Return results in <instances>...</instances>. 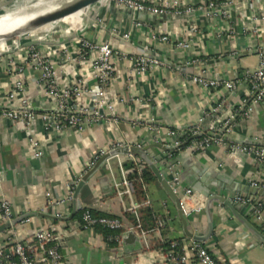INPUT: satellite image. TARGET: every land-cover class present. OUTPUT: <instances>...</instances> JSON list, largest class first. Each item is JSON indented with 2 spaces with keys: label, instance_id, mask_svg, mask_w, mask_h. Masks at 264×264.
<instances>
[{
  "label": "crops",
  "instance_id": "0c3cea01",
  "mask_svg": "<svg viewBox=\"0 0 264 264\" xmlns=\"http://www.w3.org/2000/svg\"><path fill=\"white\" fill-rule=\"evenodd\" d=\"M140 1L168 5L169 9L159 16L135 14L136 22L141 23L137 27L133 15L118 7L114 0L101 1L62 24L0 43V201L9 200L14 213L11 223L0 222V249L9 244L10 236L22 242L48 231L54 236L51 245L58 248L62 264H170L159 245L176 240L181 241L183 249H189L193 242L203 244L219 264H264V244L228 205L212 206V235L209 240L198 242L195 237L207 234L209 229L204 196L198 194L199 201L191 203L192 211L183 210L181 218L155 175L143 204L136 200L135 190L128 194L122 184L123 171L127 178L132 173L124 167L127 162H135L141 170L148 167L141 156L146 153L153 156L167 181L172 176L168 172L169 162L182 175L183 164L194 162L236 186L250 182L264 188V165L242 150L245 145L257 146L249 144L250 141H259L261 146L257 147L264 146V100L257 105L251 101L244 104L246 99L250 100L247 73L257 69L264 53V0H237L229 9L215 10L207 9L209 0ZM127 32H131L128 40L123 38ZM164 36L169 39L163 41ZM82 38L110 42L114 47V73L107 92L115 112L111 115L107 110L101 111V119L89 123L83 132H47L40 117L31 131L22 122L4 119L3 111L20 108L24 99L15 90L18 80L25 83L38 115L54 111L53 102L40 82L41 72L36 63L29 61L33 50L41 51L51 61L62 87H71L74 79L79 78L84 89L95 91L97 83L92 67L81 62L79 56ZM181 41L188 42L189 47L178 48L176 45ZM145 54L156 56L161 65L145 74H136L134 59ZM85 56L88 61V54ZM199 76L222 83L239 82L234 91L223 86L206 88L193 81ZM78 101L85 107L92 105L86 92ZM217 105H221V117L235 116L232 130L217 135L223 141L199 150L195 143L199 139L192 136L187 145V141L181 142L176 156L175 152L153 146H173L171 130L180 137L195 126L207 132L210 119L206 113ZM34 133L40 143L39 157L32 145ZM117 144L129 146L130 154L113 156L101 164L81 190L78 197L81 206L75 210V191L100 161L101 158L95 161V157L101 150ZM182 182L184 188H190ZM116 185H121L120 190L125 193L119 195ZM211 188L213 192L217 190L215 186ZM228 188L229 184L223 183L221 194L242 210L237 211L241 217L264 234V221L258 219L252 207L246 209L233 200L237 195L249 197ZM250 199L261 204L264 219V198ZM51 201L62 203L52 208ZM135 203L143 209H152L165 223L159 232L152 231L147 241L130 229L137 225L131 220L136 218L131 212ZM85 209L101 217L123 220L126 228L118 233L121 241H114L111 247L101 228L83 229ZM25 219L30 222L22 224ZM128 232H133L138 241L124 244L123 235ZM190 258L192 264H197L193 255Z\"/></svg>",
  "mask_w": 264,
  "mask_h": 264
},
{
  "label": "built area",
  "instance_id": "2783aa9c",
  "mask_svg": "<svg viewBox=\"0 0 264 264\" xmlns=\"http://www.w3.org/2000/svg\"><path fill=\"white\" fill-rule=\"evenodd\" d=\"M118 7L131 13L135 26L140 27L141 23L136 22L135 14H149V15H164L168 12V5H148L140 0H114ZM237 0H209L207 9L215 10L219 8L229 9L234 5ZM131 32H127L123 35L124 39H130ZM169 38L162 37L163 41H167ZM178 48L186 49L189 47V43L181 41L176 45ZM88 54L89 60L86 61L85 54ZM79 56L83 61L88 62L94 72V78L97 83L95 91L84 89L82 79H74L71 87H62L56 78L55 70L50 60L43 56V53L39 50H33L29 54V61L36 63V68L41 72L40 82L45 87L46 96L52 100L54 105V111L51 113H45L38 115L34 111V106L31 98L29 97L27 87L24 82L18 80L15 84L16 92H21L24 95L21 107L18 109H11L3 111L2 117L6 120L13 122H22L25 128L31 131L34 122L37 118H41L44 122V127L47 132H68L76 131L83 132L84 128L91 122L96 123L101 119V111L107 110L111 115L115 112L114 105L110 100L107 87L113 78L114 67L112 60L114 58V47L110 42H97L91 41L87 38L79 40ZM198 61H194V64ZM161 65V62L156 56L141 55L134 59V72L136 74H145L152 68ZM249 79V92L248 99L244 101V104H248L251 101L252 105H257L264 100V53L260 56V63L257 69L251 73H247ZM193 81L206 88H219L225 87L230 91H234L238 82L227 81L222 83L218 79H207L203 76L194 77ZM90 94L92 98L91 107H85L79 105V99L83 93ZM221 105L211 107L206 116L210 119L209 130L205 133L201 131L199 127H193L190 131L192 136L202 134V137L196 143V148L199 150H205L213 143L223 141L222 136H217L224 132H230L234 127L235 116L221 117L220 111ZM171 137H173V146L179 148L181 142L178 140V133L174 130L170 131ZM34 133V139L32 145L36 150V156H41L40 143ZM123 145L117 144L111 148L101 150L95 157L97 159L107 155L110 151L120 148ZM243 151L249 152L254 155L259 162L264 165V148L257 146H247L242 148ZM172 159V158H169ZM94 162L90 166H93ZM168 172L172 176L168 178L173 192L180 196L181 207L186 213L192 211L191 203L196 199L199 201V195L196 194L191 188H184L182 182V174L176 171V165L173 162H169ZM123 186L125 192L128 194L134 193V186L131 181L125 176L123 171ZM121 185H116L119 195L125 193L120 190ZM254 186H258L254 184ZM74 188L70 192V199L73 196ZM234 202L237 204L250 205L258 219L264 221L262 217L261 204L258 201H253L250 198L242 196H235ZM62 202L51 201L50 205H60ZM150 202H146V205ZM141 204L135 203L131 209L132 214L137 219V225L130 227L131 230L136 231L142 239L147 241L148 235L153 232H159L164 228L165 223L162 219H159L156 229L146 231L143 229L142 224L139 221V209ZM14 218L12 210V204L9 200L0 201V222L11 223ZM29 219L22 221V224L29 223ZM264 224V223H263ZM82 227L85 230L94 231L97 228L106 229L111 232H120L125 230L126 226L123 220L110 217H95L90 210H85L82 213ZM264 232V226H263ZM54 240V236L51 232L44 231L36 233L33 237L25 241H17L13 236L8 238L7 246L0 249V264H62V256L58 251V248L51 245ZM112 240L120 242V236H112ZM148 245V243H146ZM180 244L174 241L171 246V250L166 252L167 259L170 264H192V258L190 254L194 256L197 264H219L213 253L205 247L203 244L193 242L189 249L181 248Z\"/></svg>",
  "mask_w": 264,
  "mask_h": 264
},
{
  "label": "water",
  "instance_id": "95a60500",
  "mask_svg": "<svg viewBox=\"0 0 264 264\" xmlns=\"http://www.w3.org/2000/svg\"><path fill=\"white\" fill-rule=\"evenodd\" d=\"M16 0H2L0 5L2 3H12ZM103 0H79L67 7H64L58 11L52 12V13H47V14H43L40 15L38 17H35L33 19H30L27 23H25L23 25L22 28L15 30L14 32H12L11 34L4 36L3 37V41L5 42L7 40H12L14 38H21L23 36L29 35L30 33L45 27V26H51L54 24H58V22H61L65 19H69L72 16L76 15L77 13L86 11L91 8L92 6L98 4L99 2H101ZM1 8V6H0ZM35 43H32V45H34ZM103 113V111H102ZM202 137V134L199 135H195L193 136L192 139H200ZM190 141H187L185 143V145H187ZM249 144L252 145H257V146H261V143L259 141H250ZM154 147H158V148H163L169 152H176L178 149L176 147L173 146H162L159 144H155L153 145ZM264 147V146H263ZM129 155L130 154V147L126 146V147H120L117 149H114L113 151H110L107 155L101 157L100 161L97 163V165L94 167V169H92L90 172H88L82 179V181L79 183V185L77 186V189L75 191L74 194V199L76 200V208L75 210L78 208H80L81 206V202L78 200L79 194L81 192V190L83 189V187L86 185V183L88 182V180L90 179V177L93 175V173L101 166V164H103L104 162H106L108 159H110L113 156H118V155ZM142 158L144 159V161L146 162V164L148 165V167L151 169V171L153 172V174L155 175L156 179L158 180V182L161 184L162 188L164 189L165 193L167 194V196L174 202V204L176 205V207L178 208L181 218H183V209L181 207V200H180V196L175 194L170 186V184L168 183L165 173L162 170L161 167L157 166L154 161H153V156H148L146 153H143ZM157 161H160V158L156 159ZM185 172L182 175V180L184 181L185 184H187L188 187H190L196 194L202 195L206 198L207 202H206V212L209 215V229H208V233L205 235H200L195 237V240L198 242H205L207 240H209V238L212 235L213 232V221L211 218L212 215V206L217 203L220 205H228L229 207L232 208V211L234 212L235 216H237L239 218V220L241 221V223H243L246 228L252 232V234L262 243L264 244V234L262 232H260L256 227H254L251 223H249L246 219H244L243 217H241L237 211H242L239 210L240 208L238 206H235L232 202L227 201V199L221 194V190L223 187V183H228L229 184V191L232 192H241L244 196L246 197H262L264 198V188L259 187V186H253L252 183L247 182L244 185H238L236 186L235 184H233L232 182H230V180L228 179V181L226 182L222 176L217 175L214 176L210 173V171L206 170V169H202L200 166L201 165H197V163L191 162L189 164L185 163L183 164ZM215 186L217 188L216 191H212V188ZM245 208H249L251 207L250 205H244ZM74 215V214H73ZM73 215L70 217L72 218ZM138 241L137 236L133 233V232H128L125 233L123 235V243L126 244L127 242H131V241Z\"/></svg>",
  "mask_w": 264,
  "mask_h": 264
},
{
  "label": "trees",
  "instance_id": "16d2710c",
  "mask_svg": "<svg viewBox=\"0 0 264 264\" xmlns=\"http://www.w3.org/2000/svg\"><path fill=\"white\" fill-rule=\"evenodd\" d=\"M191 130H188L184 136L180 137L178 136V140L182 143L185 141H188L192 138V134L190 132ZM201 139V138H200ZM199 139V140H200ZM183 147H181L182 149ZM177 152L173 153V156H176ZM124 167L128 169L129 171H132L128 175V179L133 183L134 190H135V198L136 200L143 204L148 199V186L155 180L154 174L151 172V170L147 167L144 170H141L139 166L135 162H127ZM86 210V209H85ZM84 210V211H85ZM90 212L95 217H101L100 214L93 212L90 210ZM139 221L142 224L143 228L145 230H153L158 225V217L155 215L152 209L150 208H140L139 212ZM128 216L131 218V216L128 214ZM132 221L136 222V218H131ZM101 233L104 235L105 240L108 242L109 246L114 245V241L112 240V236L117 235L119 232H111L106 229H100ZM179 244H181L180 240H176ZM174 241H166L159 245L162 249H164L165 252H168L171 250L172 243ZM181 247L177 249V251H180Z\"/></svg>",
  "mask_w": 264,
  "mask_h": 264
},
{
  "label": "bare ground",
  "instance_id": "6f19581e",
  "mask_svg": "<svg viewBox=\"0 0 264 264\" xmlns=\"http://www.w3.org/2000/svg\"><path fill=\"white\" fill-rule=\"evenodd\" d=\"M77 1L79 0H37L28 5L26 0H23V3L18 1L19 5L16 2L12 7L14 9L7 8L10 3H2L0 6L4 8V12L0 13V41L4 36L22 28L30 19L58 11Z\"/></svg>",
  "mask_w": 264,
  "mask_h": 264
},
{
  "label": "rangeland",
  "instance_id": "374dc122",
  "mask_svg": "<svg viewBox=\"0 0 264 264\" xmlns=\"http://www.w3.org/2000/svg\"><path fill=\"white\" fill-rule=\"evenodd\" d=\"M22 2L23 3V0H16V1H14L13 3H11V5H8L7 6V8H11V9H14V8H12L13 7V5H15V3L16 2ZM37 0H26V4H31V2L32 3H34V2H36ZM105 1H108V0H103V2H105ZM19 2L17 3V5H19ZM91 8H89L88 9V11L90 10ZM4 12V8L2 9V7L0 8V13H3ZM86 11H83V12H80V13H77L76 15H74V16H79V15H83L84 13H85ZM74 16H72V17H74ZM70 19V18H69ZM66 21H68V19H65V20H63V21H61V22H58V24H62V23H64V22H66ZM54 25H57V24H54ZM50 26V25H49ZM49 26H45V27H42V28H40V29H47V27H49ZM52 26V25H51ZM14 39H16V38H14ZM3 41V40H2ZM1 42V41H0Z\"/></svg>",
  "mask_w": 264,
  "mask_h": 264
}]
</instances>
